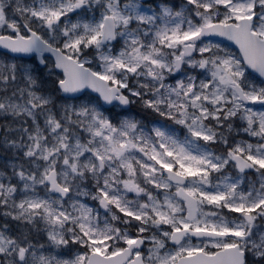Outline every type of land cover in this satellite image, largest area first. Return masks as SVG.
<instances>
[{"label":"snow or ice","instance_id":"6c2138e0","mask_svg":"<svg viewBox=\"0 0 264 264\" xmlns=\"http://www.w3.org/2000/svg\"><path fill=\"white\" fill-rule=\"evenodd\" d=\"M0 264H264V0H0Z\"/></svg>","mask_w":264,"mask_h":264}]
</instances>
